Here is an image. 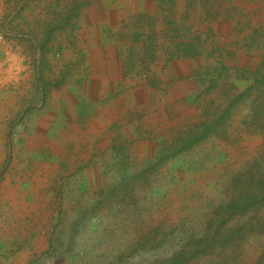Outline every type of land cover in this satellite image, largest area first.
Masks as SVG:
<instances>
[{
  "label": "rangeland",
  "instance_id": "rangeland-1",
  "mask_svg": "<svg viewBox=\"0 0 264 264\" xmlns=\"http://www.w3.org/2000/svg\"><path fill=\"white\" fill-rule=\"evenodd\" d=\"M9 16L36 40L32 82L88 95L71 123L8 125L0 264L260 263L264 202L242 199L264 186V0H15ZM219 60L221 88L196 99L195 70ZM244 92L224 137L169 158Z\"/></svg>",
  "mask_w": 264,
  "mask_h": 264
},
{
  "label": "crops",
  "instance_id": "crops-1",
  "mask_svg": "<svg viewBox=\"0 0 264 264\" xmlns=\"http://www.w3.org/2000/svg\"><path fill=\"white\" fill-rule=\"evenodd\" d=\"M13 4L15 0H0V18L4 17ZM12 15L15 16V13ZM4 25L9 36L0 43V155L10 123H18L21 118L24 121L29 119L31 123L50 124L52 120L57 122L58 119L63 124L71 123V120L66 119L69 110L73 112V109L75 117H80L84 97L88 95L86 90L77 86L34 84L31 75L35 73V67L32 66L34 58L29 52L36 44L35 38L29 32L23 33V24L12 16H9ZM118 87L116 84L115 87L111 86L110 90L117 91L115 88ZM82 126V136L89 138L90 133L93 134V127L89 123Z\"/></svg>",
  "mask_w": 264,
  "mask_h": 264
},
{
  "label": "trees",
  "instance_id": "trees-1",
  "mask_svg": "<svg viewBox=\"0 0 264 264\" xmlns=\"http://www.w3.org/2000/svg\"><path fill=\"white\" fill-rule=\"evenodd\" d=\"M140 36L141 33H136L133 38L134 40H139ZM187 45L189 46V48H187L188 51L186 50L183 56L190 59H199L204 56L202 50L203 46L201 44L192 43V44H186V46ZM178 49L179 51H182L180 50V47H178ZM177 57H179V54H174L172 57H170V60H173ZM226 72L227 70L220 60L218 61V63L215 64L214 67H212V70L211 67H206V68L201 67L195 70L194 79L201 90L200 95H198L196 99L198 100L202 99V96L204 97L212 92L218 91L222 86V80H224L225 76L227 75ZM256 78H257L256 83L259 85V90L262 91V93H264V75L262 77L257 76ZM245 93L246 92L240 93L237 97L232 99L229 102V104L226 105L224 108H221L219 106L218 107L213 106L214 102L209 103V107H207L206 109L203 108L204 113L200 123L196 124L193 127V129L189 130L188 134L183 135L175 142L174 145L176 146V150L174 151V153L170 155L169 158H174L175 156L181 153L191 150L194 146L208 140L212 136L224 137V135L226 134L225 127L228 124L229 119L231 118L235 110H237L238 104L245 101V97H246ZM212 107L215 108V111H209ZM244 197L245 198H243L242 200L246 199V202L243 203L244 204L243 208L249 207L251 206V204L257 205L259 204V202H264V186L262 188L257 189L256 196H250L248 194H244ZM249 200L251 201L247 203V201ZM236 204L237 203L229 205L226 209H223L222 212L226 215L228 212L234 210ZM258 226L264 227V224L258 223L254 227V229ZM263 261H264V257H262V260L260 261L259 264H263ZM176 263L179 264L178 259L174 264Z\"/></svg>",
  "mask_w": 264,
  "mask_h": 264
},
{
  "label": "built area",
  "instance_id": "built-area-1",
  "mask_svg": "<svg viewBox=\"0 0 264 264\" xmlns=\"http://www.w3.org/2000/svg\"><path fill=\"white\" fill-rule=\"evenodd\" d=\"M9 36L7 28L4 24L0 23V43Z\"/></svg>",
  "mask_w": 264,
  "mask_h": 264
}]
</instances>
